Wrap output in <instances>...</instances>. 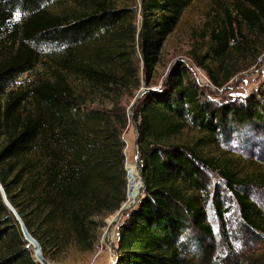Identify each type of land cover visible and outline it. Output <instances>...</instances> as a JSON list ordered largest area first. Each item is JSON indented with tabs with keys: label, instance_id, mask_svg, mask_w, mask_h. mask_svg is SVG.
I'll return each mask as SVG.
<instances>
[{
	"label": "trees",
	"instance_id": "obj_1",
	"mask_svg": "<svg viewBox=\"0 0 264 264\" xmlns=\"http://www.w3.org/2000/svg\"><path fill=\"white\" fill-rule=\"evenodd\" d=\"M48 1L0 0V29L15 6L28 12L17 27V51L0 62V138L5 136L0 147V183L45 255L55 259L72 244L92 249L98 239L94 217L112 214L128 200L126 103L141 88L142 59L137 39L140 0L136 4L89 0L86 8L64 15L41 6ZM191 1L142 0L140 44L148 83L161 61L164 42ZM234 1L238 17L264 36V0ZM212 36L216 59L227 52L230 38L238 48L246 49L248 42L239 30H214ZM43 45L54 49L47 76L28 92H7V79L38 66V48ZM198 63L210 71L203 61ZM77 80L83 87H75ZM28 99L29 110L24 107ZM134 118L146 189L117 228L113 264H197L194 256L200 247L204 255L198 264L207 261L211 247L202 236H213L206 208L209 170L225 179L244 229L264 239V210L239 190L254 178L201 155L195 146L172 141L187 127L205 133L197 145L204 146L235 128L230 123L264 125V90L246 102L220 107L204 98L185 69L174 68L160 87L139 99ZM260 177L264 182V173ZM215 205L223 219L222 204ZM0 264H38L1 192Z\"/></svg>",
	"mask_w": 264,
	"mask_h": 264
},
{
	"label": "rangeland",
	"instance_id": "obj_2",
	"mask_svg": "<svg viewBox=\"0 0 264 264\" xmlns=\"http://www.w3.org/2000/svg\"><path fill=\"white\" fill-rule=\"evenodd\" d=\"M137 1L139 2V0H129L127 4H136ZM88 3L89 0H49L42 2L41 6L64 15L74 14L79 9L86 8ZM23 9L21 5L15 6L6 26L0 29V62L7 60L17 51L20 39L17 27L28 15L27 10ZM236 9L234 0H192L184 9L175 29L164 42L161 61L156 66L150 83L146 81L150 90L160 87L171 70L179 68L186 70L190 78L199 84L204 98L216 106L226 107L231 103H243L249 98L258 96L264 90V36L245 25L244 21L238 17ZM137 23L139 26L142 23L141 14L137 18ZM221 29L241 31L248 42L244 43L242 36H238V39L246 45V49L238 48V42L230 38L227 41V52L216 59L212 50L216 44L212 33L214 30ZM14 39L16 44L13 42ZM51 49L50 46H40L38 51L41 61L38 66L19 77L7 79L4 82L6 91L28 92L39 79L46 77L49 73ZM200 61L208 65L210 71L200 66L198 63ZM211 75L216 78L218 84ZM74 85L76 88L83 87V83L79 80L75 81ZM142 88L143 81L140 89ZM5 94L1 98L5 99ZM134 98H130L126 103L128 116ZM24 107L27 110L32 107L31 99L24 101ZM20 110L16 111V117ZM230 124L231 127L235 125V128L226 129L222 135L212 137V142L204 146L197 145L200 137H203L205 133L195 127H187L172 141L195 146L201 155L227 163L241 176L253 177L255 180L253 183L239 190L245 192L264 210V182L260 177L264 173V125ZM123 138L126 142L125 168L128 180L126 202L131 203L136 199L143 185L136 164L134 151L136 134L131 121L124 131ZM3 143H5V136L0 138V147ZM207 173L210 183V199L206 206L207 222L212 226L213 236H202L204 244L211 248L207 254L209 259L201 260L199 264H263L264 239L260 234L257 233L254 236L244 229L235 196L220 173L210 170ZM257 175L259 176L256 177ZM216 203L222 204L223 219L217 213ZM114 213L94 217V220L98 222V239L92 249L83 250L72 244L55 259L46 256L42 249L44 256L54 264H113L116 251L110 243V236L109 241L105 240V231ZM22 235L33 252L29 241L23 233ZM117 239L118 229L116 228L113 245H117ZM203 255L202 247L198 248L194 256L197 264L198 259Z\"/></svg>",
	"mask_w": 264,
	"mask_h": 264
},
{
	"label": "water",
	"instance_id": "obj_3",
	"mask_svg": "<svg viewBox=\"0 0 264 264\" xmlns=\"http://www.w3.org/2000/svg\"><path fill=\"white\" fill-rule=\"evenodd\" d=\"M140 14H141V17H142V23H141V25L139 27L138 38L137 39H138V51H139L140 56H141V59H142V81H143V88L139 90V92L135 96L132 104L130 105V108H129V117H130V121L132 122V124L134 126V131H135V134H136V139H135V142H134V151H135V154H136V164H137V167H138V169L140 171V174H141V177H142V181H143V185H142L141 189L139 190V192L137 194V198L134 200V202L132 204L127 205V203L125 201L120 206V208L114 213L115 214L114 215V218L108 224V231L112 228L113 225H116L117 228L119 227V225L122 222V220L125 217V215L138 204V202L140 201V199H141V197H142V195L144 193V190L146 189V181H145V179L143 177V174H142V171H143V169H142V162H141L140 155H139V130H138L137 122H136V120L134 118V110H135V107H136L139 99L148 90H150V88L148 87V83L146 82L145 60H144V56H143L142 48H141V44H140V34H141V31H142V28H143V20H144L142 0H140ZM0 192L2 194V197H3V200H4L5 205L20 220L21 218H20L18 212L16 211V209L14 208V206L9 201V199H8V197L6 195L5 189H4V187L2 186L1 183H0ZM113 248L115 249L116 255H117V253H118L117 245H113Z\"/></svg>",
	"mask_w": 264,
	"mask_h": 264
},
{
	"label": "built area",
	"instance_id": "obj_4",
	"mask_svg": "<svg viewBox=\"0 0 264 264\" xmlns=\"http://www.w3.org/2000/svg\"><path fill=\"white\" fill-rule=\"evenodd\" d=\"M20 226H21V232L24 234L26 239L29 241L30 245L33 248V258L38 264H54L52 261H50L48 258L44 256V253L42 251V246L40 242L32 236L24 222L20 219Z\"/></svg>",
	"mask_w": 264,
	"mask_h": 264
},
{
	"label": "bare ground",
	"instance_id": "obj_5",
	"mask_svg": "<svg viewBox=\"0 0 264 264\" xmlns=\"http://www.w3.org/2000/svg\"><path fill=\"white\" fill-rule=\"evenodd\" d=\"M139 170V169H138ZM139 175H140V177H141V174H140V171H139ZM141 179H142V177H141ZM142 183H143V181H142ZM137 198V197H136ZM134 202V201H133ZM133 202H126L127 203V205H130V204H132ZM114 218V216L111 218V219H109V223L111 222V220ZM108 223V224H109ZM116 228H117V226L116 225H113L112 226V228L108 231V227L106 228V231H105V240H108V237L110 236V238H111V240H110V243L112 244V247H113V243H114V238H115V231H116ZM109 241V240H108Z\"/></svg>",
	"mask_w": 264,
	"mask_h": 264
},
{
	"label": "snow or ice",
	"instance_id": "obj_6",
	"mask_svg": "<svg viewBox=\"0 0 264 264\" xmlns=\"http://www.w3.org/2000/svg\"><path fill=\"white\" fill-rule=\"evenodd\" d=\"M17 16H19V13H17Z\"/></svg>",
	"mask_w": 264,
	"mask_h": 264
}]
</instances>
